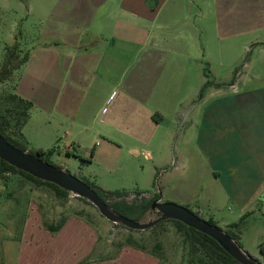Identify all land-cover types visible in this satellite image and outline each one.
<instances>
[{
    "label": "rangeland",
    "instance_id": "374dc122",
    "mask_svg": "<svg viewBox=\"0 0 264 264\" xmlns=\"http://www.w3.org/2000/svg\"><path fill=\"white\" fill-rule=\"evenodd\" d=\"M128 1L134 0L119 2L122 7L118 10L123 13H99L110 22L120 19L125 23L109 24L103 31H115L109 37L146 36L153 43L133 55L127 53L126 45L113 44L115 39L90 44L82 38L77 53L93 47L103 55L77 61L72 57L70 61L68 54L64 57L68 47L60 38L71 34L69 17L77 14L73 6L80 0H0V63L13 47L18 57L26 54L9 80L0 83V101L13 84L16 94L19 86L33 99L29 122L20 130L21 136L13 138L30 153L38 145L51 144L53 151L47 157L51 164L104 190L126 192L120 201L138 202L156 195L159 201L184 206L222 230L237 223L238 244L264 264L257 249L264 239V187L238 214L241 205L220 197L194 145L204 72L208 80L221 83L223 96L231 94L227 85L232 81L240 90L259 87L264 75L259 80L247 76V49L262 69L264 50L255 49L253 43L245 47L241 38L218 37L210 28L213 0H169L150 8L141 3L124 6ZM99 17L95 15L92 21L99 22ZM90 30H83L82 36ZM56 50L61 51L60 58L53 61ZM72 69L80 71L78 79L85 80V85L73 81ZM29 76L41 78L44 85L37 87ZM128 85L129 94L122 89ZM69 89L73 92H66ZM71 103L75 107L63 116L60 105L67 109ZM147 117L158 124L150 125ZM67 146L73 150H66ZM28 209H39L46 221L55 223L69 214L83 216L100 234L98 252L109 258L131 238L143 246V252L156 255L157 264H198L200 255L189 260L182 233L169 220L144 230L128 229L109 222L76 196L58 197L44 184L18 173L1 172L0 246H8V256L22 240L12 241L7 235L18 238Z\"/></svg>",
    "mask_w": 264,
    "mask_h": 264
},
{
    "label": "crops",
    "instance_id": "0c3cea01",
    "mask_svg": "<svg viewBox=\"0 0 264 264\" xmlns=\"http://www.w3.org/2000/svg\"><path fill=\"white\" fill-rule=\"evenodd\" d=\"M105 1L83 0L81 2L80 0L76 3L78 5L73 6L77 14L72 13L69 17L68 28L71 29V34L60 38L68 47V52L64 57L68 54L70 61L72 57L77 61L103 55L102 50L93 47L84 48L82 53H77L82 38L90 44L115 39L113 44H119V47L126 45L127 53L133 55L139 54L141 47L147 43L149 45L153 43L152 40H147L146 36L141 38L140 36L135 37L134 34L129 37L119 38L118 35L109 37L114 35L115 31L111 30L108 35L103 28L109 27V24L122 26L125 23L120 19L110 22L107 18L99 17V13L102 12L120 11L123 13V10H118L122 7L119 3L121 0H116L113 4H106ZM168 1L153 0L152 3H148L146 0H134L123 5L134 6L141 3L142 6L150 8L154 3L155 6H162ZM213 1L214 5L210 6L212 19L210 28L215 29L218 37L235 40L241 38L244 39L241 44L245 47L248 43H253L255 49L264 50V0ZM97 14L100 21H92ZM87 29H91L88 35L82 36L83 30ZM189 36L192 37L191 34ZM247 51L249 53V60L246 63L247 71H249L247 76L259 80L264 75V69L259 68L257 57L252 56L250 48ZM60 54V50L54 51L53 61L59 59ZM79 73L80 71L74 72L72 69V74L75 76L73 81L77 80L80 83L79 86L85 85V80L78 79L81 77ZM85 73L87 75L89 72ZM33 78L29 76V80H35L37 87L44 85L40 83L41 78ZM227 87L231 94L224 96L220 93L222 89L220 82L210 81L204 88L196 106L199 110V118L195 123L197 133L194 145L203 159L202 162L205 161L212 174L211 178L219 190L220 197L241 205L238 208V214H240L245 211L242 205L257 199L259 191H262L264 187V84L256 88L240 90L239 84L237 83L236 86V82L232 81ZM130 88L129 85L128 87L122 86V89L127 90L124 93L129 94ZM16 89L19 96L30 102L33 101L30 94L26 93L27 90H20L19 86ZM66 92L71 93L73 90L69 89ZM130 98L133 102L135 101L133 96ZM208 99L209 101L206 102ZM60 106L59 111L63 116L75 107L73 103L67 109L63 104ZM62 109L65 111L63 112ZM29 120L30 114L28 113L21 129L25 128ZM148 123L154 126L158 124L150 117ZM66 134L64 133L65 136ZM50 145H38L36 149L47 150L52 148ZM66 150H73V146H67ZM246 187H248V192ZM63 218L61 226L54 233H50L44 224L55 222L46 221L39 209H28L18 238H14L13 234L7 235L8 239L22 240V243L13 248L15 252L10 256L7 254L8 246H0V264H77L84 260L86 261L82 264H157L156 255L143 252L142 249L131 244L123 243L112 258L100 254L98 252L100 251L98 250L100 234L92 224L83 216L75 213ZM120 257L123 260H120Z\"/></svg>",
    "mask_w": 264,
    "mask_h": 264
},
{
    "label": "trees",
    "instance_id": "16d2710c",
    "mask_svg": "<svg viewBox=\"0 0 264 264\" xmlns=\"http://www.w3.org/2000/svg\"><path fill=\"white\" fill-rule=\"evenodd\" d=\"M26 60V54L24 53L20 57H18L17 49L13 47L12 49L7 50L4 55L2 62L0 63V83L7 82L10 78V75L13 70L19 67L22 63ZM204 77L206 80L204 81L198 97L201 96L204 88L210 83V80L207 79L208 75L204 72ZM11 91L7 93L5 97L0 101V135L5 138L13 146L24 149L17 145V141L13 138V136H21V128L24 125L27 117L29 109L31 108L32 104L30 101L22 98L18 94L15 93V84L10 87ZM53 148L47 150L36 149L32 154H35L39 158H43L47 162V157L51 154ZM30 153V152H29ZM50 163V162H49ZM1 172H12L18 173L21 176L31 180L36 184H44L51 189H53L54 194L58 197H65L69 193L56 185L39 180L30 176L29 174L22 172L20 170L15 169L13 166L8 165L6 162L0 160V173ZM87 185H89L95 193L115 212L131 218L137 219L140 218L148 209L150 202L154 199H157L156 195H153L148 198L140 199L138 202H125L120 201L119 198H122L127 195L126 192H112L107 191L93 182L82 180ZM140 195L139 193H136ZM79 198V197H78ZM118 198V199H116ZM84 200L82 198H79ZM85 201V200H84ZM87 202V201H86ZM196 214L195 212H193ZM197 215V214H196ZM198 216V215H197ZM174 223L176 229L182 233L183 241L186 243L187 252L189 256V260L192 261L196 254L200 256L197 259L198 264H240L231 258L212 238L209 236L198 232L190 227L185 226L179 221L167 219ZM64 218H61L58 222L53 224H44V227L50 232L54 233L63 223ZM209 223L215 225L211 220H206ZM161 222V221H160ZM158 222V223H160ZM156 223L155 225H157ZM153 225V226H155ZM238 228L237 223H231L228 226L227 230H224L225 233L234 239L238 243V236L236 230ZM124 244H131L136 246L140 249H143V246L137 244L131 238H127ZM239 245V244H238ZM240 246V245H239ZM257 249L260 255L264 260V239L261 240L257 244ZM86 260L81 261L77 264H82Z\"/></svg>",
    "mask_w": 264,
    "mask_h": 264
},
{
    "label": "water",
    "instance_id": "95a60500",
    "mask_svg": "<svg viewBox=\"0 0 264 264\" xmlns=\"http://www.w3.org/2000/svg\"><path fill=\"white\" fill-rule=\"evenodd\" d=\"M0 160L34 178L54 184L72 196L84 199L94 206L102 217L113 224H119L132 230H144L163 220H176L212 238L238 263L263 264L242 250L238 243L224 230L176 203L161 202L157 198L150 202L148 209L140 218L125 217L112 210L84 181L71 175L64 168L57 167L43 158L29 153L26 149L13 146L2 135H0Z\"/></svg>",
    "mask_w": 264,
    "mask_h": 264
}]
</instances>
